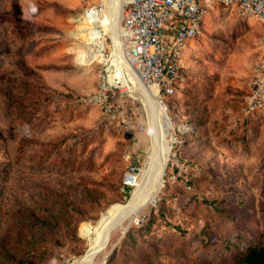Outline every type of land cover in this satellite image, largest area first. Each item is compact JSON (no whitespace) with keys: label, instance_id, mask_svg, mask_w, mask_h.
Returning <instances> with one entry per match:
<instances>
[{"label":"rangeland","instance_id":"1","mask_svg":"<svg viewBox=\"0 0 264 264\" xmlns=\"http://www.w3.org/2000/svg\"><path fill=\"white\" fill-rule=\"evenodd\" d=\"M94 3L0 0V264H73L88 249L86 231L129 200L125 174L152 153L151 118L137 95L125 93L136 96L129 135L84 100L115 51L105 34L107 54L77 61L84 41L71 31ZM263 34L255 16L212 10L168 100L187 132L182 154L197 161L185 163L184 179L163 177L139 222L107 241L105 264H237L264 241V113L244 112ZM6 246L28 262L6 259Z\"/></svg>","mask_w":264,"mask_h":264},{"label":"built area","instance_id":"2","mask_svg":"<svg viewBox=\"0 0 264 264\" xmlns=\"http://www.w3.org/2000/svg\"><path fill=\"white\" fill-rule=\"evenodd\" d=\"M95 3L83 13L90 15L93 8L104 10L110 0H94ZM218 5L236 9L246 16H255L264 23V0H125L122 11L121 30L128 42L126 61L133 67L140 80L148 87L157 90L156 98L166 111L168 100L178 95L185 79L186 60L192 42L204 31L205 23L212 10ZM105 50V49H104ZM107 54V51H105ZM112 58L114 53L111 54ZM102 65L98 81L92 92L84 98L123 127L127 135L130 131V115L135 96L125 94L127 89L125 70L117 62ZM130 92V91H129ZM128 97H130L128 99ZM244 112L247 115L264 113V34L261 38V55L256 64L246 96ZM170 132V152L164 176L176 178L186 166L181 157L184 126H177L173 120ZM136 129L145 130L141 123ZM130 153H129V156ZM139 171L138 165L131 166L125 174L124 184L129 186L131 172ZM171 173V174H170Z\"/></svg>","mask_w":264,"mask_h":264},{"label":"bare ground","instance_id":"3","mask_svg":"<svg viewBox=\"0 0 264 264\" xmlns=\"http://www.w3.org/2000/svg\"><path fill=\"white\" fill-rule=\"evenodd\" d=\"M125 0H110L105 9L93 8L90 15L85 13L76 17L79 25L71 31V35L84 43H92L90 50H86L82 42L76 45L77 61L86 64L100 55L105 54L104 44L107 41L105 34H110L114 40L115 51L112 65L121 63L125 70L127 89L145 102L151 118L152 153L149 155L145 167L138 172H131L129 185L133 192L125 203H113L103 213L96 227L88 229L85 233L89 245L86 252L74 261L73 264H96L100 253H106L100 264L107 262L110 249L105 244L115 233L123 237L129 228L139 222L144 211L154 203L156 196L164 185L163 174L169 159L171 148L169 135L173 128L172 116L165 110L157 98V90L146 86L139 78L133 67L126 61L128 45L123 42L121 30L122 11ZM136 97V96H135ZM139 167V166H138Z\"/></svg>","mask_w":264,"mask_h":264},{"label":"trees","instance_id":"4","mask_svg":"<svg viewBox=\"0 0 264 264\" xmlns=\"http://www.w3.org/2000/svg\"><path fill=\"white\" fill-rule=\"evenodd\" d=\"M185 135H187V132L182 134V145H183V141H184V143L186 142V136ZM180 151H181V157H182V160L184 161V163H188L189 160L197 161V158H195V157H187V155H185V154L183 155L181 147H180ZM176 177L179 179L180 178L184 179L185 174L184 173H181V174L178 173ZM123 185H125L124 180H123ZM36 218L39 221H43L39 216H37ZM4 257L6 259L16 260L20 263H24L26 261L28 262L27 259H29V258H27V259L22 258L23 256L19 255L17 253V250L14 251L12 248H9V246L5 247ZM236 263L237 264H264V241L261 243H257L255 245L249 246L245 250V252H243L242 254H240L237 257Z\"/></svg>","mask_w":264,"mask_h":264},{"label":"crops","instance_id":"5","mask_svg":"<svg viewBox=\"0 0 264 264\" xmlns=\"http://www.w3.org/2000/svg\"><path fill=\"white\" fill-rule=\"evenodd\" d=\"M194 43H195V40L192 42V48L190 50V52L192 51V49L194 48ZM188 57V56H187Z\"/></svg>","mask_w":264,"mask_h":264}]
</instances>
